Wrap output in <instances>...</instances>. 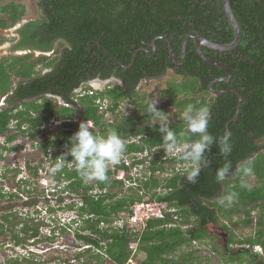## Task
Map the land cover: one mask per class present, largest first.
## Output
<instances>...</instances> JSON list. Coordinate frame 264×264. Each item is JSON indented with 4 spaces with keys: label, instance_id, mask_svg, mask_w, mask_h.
Listing matches in <instances>:
<instances>
[{
    "label": "trees",
    "instance_id": "trees-1",
    "mask_svg": "<svg viewBox=\"0 0 264 264\" xmlns=\"http://www.w3.org/2000/svg\"><path fill=\"white\" fill-rule=\"evenodd\" d=\"M230 2L242 32L239 46L217 56L203 48L207 57L229 65L232 70L229 82L212 85L214 90L223 91L220 94L212 93L210 84L226 77L229 71L204 61L193 40L188 43L180 64L172 62L165 39L157 40L154 55L139 52L134 62L133 58L140 47L161 36L171 40L176 56L182 54L186 36L194 32L219 44L232 43L235 33L222 0H40L37 4L41 16L22 27L26 16L23 4L11 1L0 7V28L14 29L21 37L11 48L13 53L49 52L57 44L56 53L51 57L32 60L33 54L28 53L0 59V98L8 96L7 101L12 104L11 108L0 109V136H5L8 143L27 134L36 139L43 123L56 116L64 121L59 135L52 142L40 145L45 156L56 146L51 153L54 166L56 158L70 150V138L85 120L93 123L90 130L95 135L106 136L111 130L117 131L125 142L124 153L133 162L127 166L120 160L114 165V171L108 169V180L104 182L85 183L75 166L66 165L56 172L54 180L58 190L54 189L52 194L67 193L79 199L65 207L77 213L72 221L77 224L73 228L80 245L74 259L54 256L45 260L30 252L11 257L8 264H73L74 261L131 264L134 260L138 264H194L201 251L195 245H203L207 239L212 241V250L221 253L220 237L210 232V226L227 235L222 254L230 262L243 264L247 260V264H264L261 255L254 252L255 247L264 250V0ZM5 42L0 35V46ZM47 69L51 71L44 73ZM170 72L181 81L170 82L161 92L162 103L156 109L164 115L162 119H155L148 112L152 102L143 103L147 97L135 89L143 78H159ZM113 74L122 79V86L111 85L104 91L86 86L84 96L74 93L83 81L95 77L107 79ZM48 95L63 97L67 105L54 104ZM98 99L103 105H99ZM124 100L134 103V110L117 116L119 102ZM190 103L209 106L212 117L209 132L218 138L230 132L233 145L231 154L224 157L217 139L206 152L207 164L194 184L186 179L189 169L183 166L178 155L171 156L161 147L164 133L159 131V124L167 119L166 109L172 106L179 111L174 120H168V126L178 135L184 133V141L195 139L181 119L185 106ZM107 113L116 116L107 121ZM77 115L81 122L68 121ZM24 125H29V129L22 131ZM50 135L48 132L45 137ZM0 147L6 149L1 144ZM249 158L253 161V175L247 178V187H241L236 168ZM66 159L71 162L73 158ZM226 161H231L232 175L217 181L216 171ZM135 165L149 170L146 180L144 175L138 178V187L127 183L134 182L130 174ZM120 170L125 171L126 180L116 178ZM168 171L171 172L168 174ZM143 191L150 194L148 202L168 205L163 216L152 217L144 225L132 226L128 222L121 227L116 225L120 214L127 212L132 216V206L144 200ZM230 191L237 192L238 199L230 207L221 205L220 197ZM25 192L27 196L35 195V192ZM15 197L16 194H11L9 199ZM5 198L8 197L0 193V201ZM253 213H259L255 226ZM9 214L14 220L6 214L0 216V236L10 231L18 247L44 240L53 242L58 234L53 230L52 236L41 239L43 224L32 227L30 221L20 218L16 212ZM17 226H22L25 236L15 232ZM241 228H253L255 232L241 238L236 235V230ZM60 230L61 234L71 232L67 226ZM141 254L144 258L138 261Z\"/></svg>",
    "mask_w": 264,
    "mask_h": 264
},
{
    "label": "rangeland",
    "instance_id": "rangeland-1",
    "mask_svg": "<svg viewBox=\"0 0 264 264\" xmlns=\"http://www.w3.org/2000/svg\"><path fill=\"white\" fill-rule=\"evenodd\" d=\"M11 1L21 3L25 6L26 20H37L40 17L41 11L37 2L35 1L0 0V7H4L7 3ZM0 35L4 36V39H6V42L0 46V59L13 55H25V52L10 53V49L17 38L14 29H0ZM37 58L38 57L36 55H33L32 60ZM172 81H176L179 83L181 79L175 77L170 72L159 80L144 83L143 86L140 88L139 92H141V94H151V99L155 102V105H159V102H161L159 98L161 92L163 90H166L169 86V83ZM95 89H102V86L96 85ZM1 99L2 98H0V104L2 103ZM178 111L179 110H177L176 107L170 106L166 117L167 121L174 120ZM120 112L126 114L129 112V109L124 108V110H120ZM109 115L112 114L107 113V119L109 121H112L113 117L110 116V118H108ZM14 133L15 131L13 132V134ZM13 145H18L16 151H13L12 153H6L7 157H4V160L2 161L0 160V174L3 173L5 167L10 168L5 173L6 175L4 174L0 176V193H3L6 197H8L5 198V200L0 201V216L6 214L9 215L10 219L12 218V220H14V217L11 216V214L9 213L16 212L20 218L27 219V221H30L29 226L36 227V225L43 224L42 226H40L41 239H43V237L52 236L53 230H56L58 234L53 242L44 240L42 242H38V244H28L26 246L18 247L15 245L14 240L12 238L13 233L8 231V234H6V236H0V264H8V261L11 257H22L24 255H29L30 252L41 256L45 260L51 259L54 256L62 257L63 259L73 260L78 251L77 248L80 245L74 233L75 228H77V224H74V221H72L74 220V218H76L77 213L76 211L67 210L65 207L67 204L77 202L79 199H77L74 195H69L67 193H64L62 195L52 194L54 192L55 186L57 185V182L54 180L55 174L50 171V169L52 168L51 163H48V161L43 158L45 157L43 154H37L36 149L31 146V143L25 141L21 136H19L12 144H10V148H13ZM20 145L23 146V150H19ZM38 157L41 158L42 162L44 161L40 170H37L38 164H36L35 162V158ZM130 157V155H126L124 153L122 154L121 160H131ZM108 169L114 171V165L109 164ZM143 169L140 170V175L142 174L141 176L145 175L144 173L148 174L149 171L147 168L145 169V167H143ZM120 172L123 171L120 170ZM169 172L171 171H168V174ZM132 173H134L133 170L131 171V177L134 178ZM124 177H126V173ZM161 177L166 176L163 175ZM136 179L138 180V178ZM95 181L96 180H92L89 182L92 183ZM250 184L251 186H254L255 183L250 180ZM17 189L21 193V196L19 195L18 197L17 194V197H15V199H9V196L13 194ZM22 189H26L29 192H35V195L27 196L26 194H22ZM55 190L57 191L58 189ZM42 191L45 192L43 195H41ZM95 193H97V190L94 191V194ZM23 196L25 198H23ZM149 196L150 194L145 193L143 201H149ZM61 198L63 199V202H60ZM137 204L138 203L134 204L131 208V210L133 211L132 216H134V218H137L138 220L143 219L142 217L145 215L146 209L139 208ZM50 209H54L55 212H50ZM150 209V211L153 213L159 212V206L157 205H152ZM132 216H129L127 212L120 214L118 218L115 217L117 218L116 225L121 227L127 222L128 225H132ZM258 220L259 213H253V226L256 225ZM66 226L71 228V232L67 231L66 234H61L60 229ZM21 227L22 226H17L15 232L21 233L22 236H25V234L22 233ZM210 232L214 235H219L220 238L218 239V242L220 243L219 249L221 253L212 250V241L211 239H207L206 243H203V245L199 243L195 245L196 249L200 248L201 251L200 253H198V261H196L194 264H238L237 261L230 262V260L222 254V251L225 250V245L227 243V236H224V233L214 226H210ZM253 232H255V229L253 228H241L239 230H236V235L238 237L240 236L241 238H244L250 236L251 234H253ZM133 247L135 250L136 245H133ZM258 251L261 257L264 259V250L260 248ZM142 258H144V255L141 254L138 258V261ZM207 259H209L210 262H208ZM246 261H244L243 264H247ZM50 264L56 263L51 262ZM73 264L84 263L74 261ZM131 264H138V262L134 260L131 262Z\"/></svg>",
    "mask_w": 264,
    "mask_h": 264
},
{
    "label": "clouds",
    "instance_id": "clouds-1",
    "mask_svg": "<svg viewBox=\"0 0 264 264\" xmlns=\"http://www.w3.org/2000/svg\"><path fill=\"white\" fill-rule=\"evenodd\" d=\"M98 102L99 105H103L101 100ZM103 102L106 103V101ZM148 112L155 119H162V116L164 115V113L156 109L154 101L150 103ZM211 118V109L206 104L197 106L190 103L185 106L181 114V119L184 121L187 131L196 137L191 141H184L182 139L184 133H180L178 135L176 131L172 130L168 126L167 120H162V122L159 124V131L164 133L161 147L169 155H178L179 159L184 162L183 166L186 169H189L186 179L193 184L196 182L202 169L207 164L206 152L213 146L217 139H219V151L224 155V157H227L232 152L233 145L230 142L231 133L226 131L219 138L213 136L209 132ZM70 142L72 144L70 150L56 158V163L50 169V171L55 174L66 165L68 167L75 166L85 183L92 180L101 182L107 181V171L109 164H119L122 154L125 151V142L117 133V131L111 130L106 136L95 135L90 130V125L88 122L80 123L79 130L74 134V136L70 138ZM67 156H71L73 158L71 162H67ZM236 174L240 176L241 187H247V178L253 175L252 159L249 158L241 161L236 168ZM230 175H232L231 161H226L222 167L217 169L216 179L217 181L222 182ZM141 177L143 176L138 178ZM148 177L149 173L148 175H144L145 180ZM134 182L136 183L134 187L140 186V182L137 181V179H134ZM142 193H145V191ZM238 196L239 194L237 192L230 191L220 197V203L221 205L230 207L233 202L238 199ZM23 198L25 197L23 196ZM137 203L138 206L141 203L149 204L153 202L142 201ZM155 203L163 204L159 202ZM257 248L258 247L254 248V252L259 254Z\"/></svg>",
    "mask_w": 264,
    "mask_h": 264
},
{
    "label": "flooded vegetation",
    "instance_id": "flooded-vegetation-1",
    "mask_svg": "<svg viewBox=\"0 0 264 264\" xmlns=\"http://www.w3.org/2000/svg\"><path fill=\"white\" fill-rule=\"evenodd\" d=\"M32 1H35V2H37L38 3V1H40V0H32ZM41 16V15H40ZM39 19V18H38ZM34 19H29V20H26V19H24L23 21H22V25H21V27L24 25V24H26V23H29L30 21H33ZM239 24V23H238ZM20 27V28H21ZM19 28V29H20ZM1 30H3L2 28H0ZM19 29H17V30H19ZM8 30V29H7ZM15 33H16V30H15ZM16 35H18V34H16ZM191 35H198V36H201L200 34H198V33H193V34H189V35H187V36H191ZM186 36V37H187ZM161 37H166V36H161ZM201 37H203V38H205L204 36H201ZM157 38H159V37H157ZM157 38H155V39H157ZM155 39H153V41L150 43V44H147V46H142V47H140L138 50H137V52L139 53V52H147V54H150V55H154L155 53H156V50H157V48L155 47V48H153V42H154V40ZM186 39V38H185ZM184 39V40H185ZM205 39H207V38H205ZM191 40H193V39H190L189 40V42L191 41ZM207 40H209V39H207ZM21 41V37L18 35L17 36V39L14 41V43H13V45H15V44H17V43H19ZM209 41H212V40H209ZM157 42V41H156ZM188 42V43H189ZM214 42V41H213ZM184 43V42H183ZM193 43H194V46H195V42H194V40H193ZM215 43H217V42H215ZM219 44V43H218ZM228 44H230V43H228ZM13 45H12V47H13ZM148 46L149 47H152V50H149L148 49ZM187 46H188V44H187ZM11 47V48H12ZM195 48H196V46H195ZM203 48H207V47H205V46H202V51H203ZM56 49H57V44L55 43V45H54V48H53V50L52 51H49V52H44V51H42V50H34V51H30V52H28V51H19V52H25V55L26 54H28V53H32L33 55H36L38 58L39 57H41V56H47V57H51V56H53L55 53H56ZM208 49V48H207ZM209 50V52L211 53V54H213L214 56H217L218 55V53L219 52H221V53H223L222 51H218V50H211V49H208ZM232 51H234V50H232ZM136 52V53H137ZM153 52V53H152ZM229 52H231V51H227L226 53H229ZM10 53H13L12 52V50L10 49ZM18 53V52H17ZM20 54V53H19ZM182 55V54H181ZM181 55L180 56H177V58H180L181 57ZM186 56V55H185ZM137 57V56H136ZM169 57H170V54H169ZM134 59V58H133ZM183 60H181L180 62H176L175 64H180L181 62H182ZM174 63V62H173ZM221 63V62H220ZM224 64V63H223ZM112 65H113V63H112ZM227 65V64H226ZM120 66V65H119ZM132 66V64L130 65V66H127L126 68H130ZM227 66H229V65H227ZM121 67H122V65H121ZM177 70V67L176 68H174V71H176ZM49 71H51V69H47V70H45L44 71V73H47V72H49ZM166 75V74H165ZM165 75H163V76H161V77H159V78H154V79H148V78H143L140 82H139V84L137 85V87H136V89H135V91H137L138 93H139V95H142V96H146L147 98L145 99V100H142V101H144L143 103H149L150 101L151 102H153V100L151 99L152 97H151V94H141V92H139L140 91V88L143 86V84L144 83H149L150 81H156V80H159V79H161V78H163ZM229 75V74H228ZM232 76H233V73H232V75L230 76V79L227 81V82H229L230 80H231V78H232ZM98 81V82H97ZM96 85H100V86H102V89H99L100 91H104V90H106L109 86H111V85H115V86H122L123 85V81H122V79H120V78H118L115 74H113L111 77H109V78H107V79H102L101 77H95V78H93V79H90V80H87V81H83L82 82V85L80 86V88H78L77 90H75L74 91V93L75 94H77L79 97H81V96H84V94H85V87L86 86H89V87H91V88H93V89H95L96 88ZM95 90H97V89H95ZM219 91V90H218ZM221 91V90H220ZM233 91V90H232ZM48 98H50V99H52L53 100V102H54V104H57V105H59V106H65V105H67L66 104V102H65V100H64V98L63 97H61V96H57V95H48L47 96ZM160 101H161V95H160ZM7 99H8V96H5L4 98H2L1 100H2V103L0 104V109H8V108H11L12 107V104H10L8 101H7ZM17 100H18V98H17ZM41 101V100H40ZM98 101H99V99H98ZM161 103L162 102H159V105L158 106H160L161 105ZM21 104V103H20ZM124 108H128L129 109V114L131 113V111L132 110H134V103H132L131 101H128V100H124V101H120L119 102V105H118V109L116 110V114H117V116H120L121 114H123V113H121L120 112V110L122 111V110H124ZM169 108H170V106L166 109L167 110V114H168V110H169ZM112 114V113H111ZM110 116L111 117H113V118H115V116L116 115H109L108 116V118H110ZM166 117H167V115H166ZM165 117V118H166ZM81 118H80V116L79 115H77V117L76 118H74V119H69L68 121L69 122H73V123H79V122H81ZM106 120L107 121H109L108 119H107V116H106ZM113 120V119H112ZM167 120V119H166ZM85 121V120H84ZM84 121H82V122H84ZM85 122H87V121H85ZM63 124H64V121L63 120H61V119H59V118H57L56 116H53V117H51L47 122H44L43 123V125L39 128V130H40V133L38 134V136H37V138L35 139V138H32L30 135H21V137L25 140V141H27V142H29V143H31V146L33 147V148H35L36 149V153L37 154H43L44 156H45V152L43 151V150H41V148H40V145H42L44 142H52V139L53 138H56L58 135H59V129L61 128V127H63ZM29 129V125H24V127H23V130L22 131H26V130H28ZM48 132H50L51 133V135L50 136H47V137H50L51 138V140H46L47 139V137H45V134H47ZM13 142H11V143H8L7 141H6V138H5V136H0V144L2 145V146H5L6 147V149H4L3 147H0V155H2V157L0 158V160L2 161V160H4V157L6 158L7 156H6V153H12L13 151H16V149H17V147H18V145H13L14 147V149L11 151L10 150V144H12ZM26 145V144H25ZM30 146V147H31ZM20 149L19 150H23V146L22 145H20V147H19ZM53 149H56V146H53V148L52 149H50V155L49 156H45V157H43L44 159H46L47 161H48V163H51V165H52V162H51V159L53 158V154H51V153H53ZM50 159V160H49ZM35 162H36V164H38V168H39V170H40V168H41V165H42V160H41V158L40 157H38V158H35ZM53 167V166H52ZM10 168H4V170H3V173H1L0 174V176H2V175H4L8 170H9ZM22 183H23V181H22ZM19 189V188H18ZM15 190V194L17 195L18 194V197H19V195L21 196V193L19 192V190ZM23 190V192H22V194H27L28 192H25V190L26 189H22ZM28 191V190H27ZM25 200V199H24ZM23 203H26V202H23ZM221 234V233H220Z\"/></svg>",
    "mask_w": 264,
    "mask_h": 264
},
{
    "label": "water",
    "instance_id": "water-1",
    "mask_svg": "<svg viewBox=\"0 0 264 264\" xmlns=\"http://www.w3.org/2000/svg\"><path fill=\"white\" fill-rule=\"evenodd\" d=\"M222 3H223V6H224V10L226 12V15L228 17V20H229V22H230V24H231V26H232V28L234 30V33H235V39H234V41L232 43H230V44H218V43H215L213 41H209V40H207V39H205V38H203L201 36H198V35L187 36L186 39L184 40V43H183L182 55H181L180 58H177V56L175 55L171 40L169 38H167V37H159V38L155 39L154 42H153V45H152L153 48H155L157 40L165 39L169 43L170 58H171L172 62L176 63V62H180L181 60H183L185 58L187 44H188L190 39H193L194 42H195L196 50H197L199 56L204 61H206L209 64H212V65H215V66H218V67H221V68H225L226 70L229 71V75H227L226 77H223V78H219V79L213 81L210 84V89H211L212 93H214V94H220L223 91L214 90L212 85L215 82H219V81L227 82L230 79V76L232 75V70L226 64H223V63H220V62H216V61L210 59L209 57H207L202 51V46H205V47H207L208 49H211V50H218V51H222V52H227V51L235 50L239 46V44L241 42V39H242L241 28H240V26L238 24V21H237L236 17H235V14H234V11H233V8H232L230 0H222ZM18 27H19V25H18ZM18 27H16V28H18ZM137 55H138V52L134 55L133 62H134V60H135ZM133 62H132V64H133ZM233 92H235V91H233ZM240 100H241V97H240ZM224 236H227V235L224 234ZM250 252H252V251L250 250Z\"/></svg>",
    "mask_w": 264,
    "mask_h": 264
},
{
    "label": "built area",
    "instance_id": "built-area-1",
    "mask_svg": "<svg viewBox=\"0 0 264 264\" xmlns=\"http://www.w3.org/2000/svg\"><path fill=\"white\" fill-rule=\"evenodd\" d=\"M88 123H89V125H90V127L92 128V127H94V125H93V123L92 122H90V121H88ZM125 161V164L127 165V166H131V163H132V161L131 160H124ZM142 169V166L141 165H136L134 168H133V171H134V173H132V175L134 176V179H136V178H138V177H140L141 175H140V170ZM119 173H120V175H119ZM124 175H125V172L123 171V172H118V174H117V176H116V178L117 179H119V180H126V177H124ZM127 183L129 184V185H131V186H133V185H135L136 183L135 182H130V181H127ZM152 205H157V206H159V212L158 213H153V212H151L150 210V207L152 206ZM138 207L139 208H145L146 209V213H145V215L142 217L143 219H135L134 218V216H132V221H131V223H132V226H133V224H135V225H140V224H142V225H144L145 224V222L148 220V219H150V218H152V217H157V216H159V217H162L163 216V211H164V209H166L167 208V205L166 204H156V203H141V204H139L138 205ZM134 225V226H135ZM260 248L258 247L257 248V250H259Z\"/></svg>",
    "mask_w": 264,
    "mask_h": 264
}]
</instances>
